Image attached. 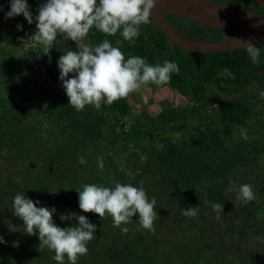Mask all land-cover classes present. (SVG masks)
Segmentation results:
<instances>
[{"label": "rangeland", "instance_id": "374dc122", "mask_svg": "<svg viewBox=\"0 0 264 264\" xmlns=\"http://www.w3.org/2000/svg\"><path fill=\"white\" fill-rule=\"evenodd\" d=\"M220 2L247 9V4L238 0ZM42 3L28 0L33 16ZM176 21L190 28L179 32L187 39L212 42L219 37V32L195 22ZM32 29L36 31L35 24ZM7 31L13 38L11 45L0 49V235L7 241L0 245V264H57L55 253L41 247L37 235L24 232L23 222L14 215L12 200L19 192L39 199L41 206H55L53 220L62 228L76 223L60 221L59 214L67 211L85 215L97 225L95 237L87 244L88 253L79 257L77 264H264V107L247 105L243 119L226 131L220 123L221 108L211 104L148 132L144 128L154 126L148 118L155 119L168 110L192 109L190 100L169 84H149L122 98L126 116L92 106L79 112L70 107V111L62 105L68 98L63 88L58 83L54 88L40 86L19 43ZM83 42L90 44L87 36ZM75 43L78 50L81 42ZM67 50L65 39L58 36L47 53L57 78V60ZM210 90L216 92L214 86ZM242 91L257 100L262 97V90L254 94L256 88ZM241 128L246 129L247 139ZM204 131L222 142V146L212 147L235 157L236 169L216 184L206 175L195 183L194 191H181L177 189L181 185L167 182L174 189L171 197L166 196L170 207L163 208L165 197L156 200L158 218L153 231L138 227L134 215L132 223L121 225L129 229L122 233L107 213L101 218L78 208L76 190H82L84 184L114 187L117 182L142 183L149 198L163 196L157 192L160 182L149 178L152 149H164L167 140L187 145ZM81 157L86 163H80ZM98 157L103 160V171L98 169ZM243 184L252 185L253 200L238 199ZM213 185L221 191L218 199L225 203L219 216L211 207L218 203L210 194ZM192 206L198 208L197 215H184ZM14 241L19 247H12Z\"/></svg>", "mask_w": 264, "mask_h": 264}, {"label": "clouds", "instance_id": "9594fccd", "mask_svg": "<svg viewBox=\"0 0 264 264\" xmlns=\"http://www.w3.org/2000/svg\"><path fill=\"white\" fill-rule=\"evenodd\" d=\"M159 0H43L33 16L28 0H9V10L4 13L5 19L23 16L27 24L35 22L36 31L28 41L35 45H44L45 54L60 36L73 42L80 41L79 49L67 50L59 56L57 68L58 80L61 82L68 104L76 111H83L86 106L101 109L102 103L111 105L114 101L127 97L130 93L140 90L143 86L168 85L173 74L180 73V67L174 60H163L161 63L149 64L142 56L125 58L119 47L105 39L93 46L84 43V38L90 30H96L115 36L117 32L130 44L140 35L141 26L150 22L152 11ZM4 6L0 5V12ZM264 26V20L253 25L255 28ZM17 31H23L24 25L17 23ZM121 41L117 40L119 45ZM246 54L253 65L260 63L261 50L251 39L243 41ZM224 74L233 76L230 69L225 68ZM73 74V75H69ZM264 97V91L261 92ZM241 135L247 139L246 129L241 128ZM80 163L86 161L80 158ZM97 166L103 171L104 164L97 158ZM66 190V189H65ZM68 190V189H67ZM235 190V189H233ZM78 208L83 213H94L103 218L107 213L112 217L113 226L119 227L122 233H127V227L132 223V217L137 216L138 227L153 231L154 221L158 218L156 198L147 195L144 187L131 183H115L107 187L98 183L84 184L77 189ZM238 199L245 202L255 198L252 185L243 184L238 189ZM39 199L33 200L24 192L17 193L12 200L13 213L24 226L28 235H37L40 246H46L55 255L57 264H77L79 257L88 253L87 244L97 230V225L90 222L85 215L75 211L59 214L60 221H76L74 226H58L53 220L57 214L55 206H41ZM211 207L219 216L223 212V204L213 203ZM198 208L188 207L184 215L196 216ZM138 214V215H137ZM35 229V231H34ZM7 241L0 235V245ZM12 247H19L14 241Z\"/></svg>", "mask_w": 264, "mask_h": 264}, {"label": "trees", "instance_id": "16d2710c", "mask_svg": "<svg viewBox=\"0 0 264 264\" xmlns=\"http://www.w3.org/2000/svg\"><path fill=\"white\" fill-rule=\"evenodd\" d=\"M243 3L245 4V2ZM253 6L258 9L257 5L253 4ZM17 17L33 34L32 26L27 24L23 16ZM167 17L174 20L182 19L172 15H167ZM189 29L180 26L177 31L182 34ZM223 35L225 33L219 32L217 40H220ZM87 38L93 46L105 39L109 40L113 46L119 47L124 55L126 54V59L129 56L138 55L146 58L149 64L161 63L165 59L174 60L178 63L180 73L178 75L173 74L169 85L183 97L190 100L192 109L185 112L168 110L155 119L148 118L147 120L154 126L152 128L146 127L144 131L152 132L151 129L163 128L179 117H185L192 112H199L202 108L211 104L218 105L221 108L220 123L224 125L226 131L239 123L240 119H243L244 115L247 114V105L249 108L259 105L264 107V97H259V100H257L242 91V88L245 87L256 88L258 91L254 94L259 93L261 90L264 91V43L257 45L261 50L260 63L253 65L245 49L214 54L182 51L171 45L151 20L148 24L141 26L140 35L135 38L134 44L124 40L120 32H117L115 36H108L95 28L90 30ZM117 40L121 41L119 45L116 44ZM65 45L70 50H77L76 43L71 40H65ZM36 49L51 80L61 86L56 77V70L49 64V57L43 53L45 48L42 45H36ZM225 68L230 69L233 76L225 75L223 72ZM220 71L223 72L222 76H219ZM213 86L216 92L210 90V87ZM251 99L254 101H251ZM62 105L71 111L70 107L72 106L68 104V98L63 101ZM101 108L116 116L122 117L128 114L122 98L114 101L111 105L102 103ZM139 131H141V128H139ZM206 132H199V135L190 139L187 145L176 144L172 140H167L164 149L160 151L156 148L152 149L151 158L153 160L148 162L152 163L150 167L153 168L148 173L152 172V175H149L151 180L161 184L160 191L157 190V192L163 193V196L156 195L154 197L157 201L165 197L163 198L165 199L163 208L169 209L170 199H166V196L171 197L174 191L173 187L167 182L181 185V187H177L181 191H194L195 183L203 177H207L206 175H209L210 180L216 184L221 179H227L230 171L236 169L235 157L226 151L222 152L212 147V144L222 146V142L214 139L212 135H208ZM153 163H157L158 166ZM210 188L212 201L216 199L218 203L224 205L223 199H218V194L221 191L215 188L214 185ZM137 234L138 237L142 238L140 231Z\"/></svg>", "mask_w": 264, "mask_h": 264}, {"label": "water", "instance_id": "95a60500", "mask_svg": "<svg viewBox=\"0 0 264 264\" xmlns=\"http://www.w3.org/2000/svg\"><path fill=\"white\" fill-rule=\"evenodd\" d=\"M159 0L150 20L168 42L188 53L214 54L245 49L243 41L251 39L256 46L264 43V26L253 27L264 20V13H254L214 0ZM264 11V0H252ZM172 15L201 24L211 30L227 34L217 41L205 42L187 39L178 34L166 16Z\"/></svg>", "mask_w": 264, "mask_h": 264}, {"label": "built area", "instance_id": "2783aa9c", "mask_svg": "<svg viewBox=\"0 0 264 264\" xmlns=\"http://www.w3.org/2000/svg\"><path fill=\"white\" fill-rule=\"evenodd\" d=\"M0 5L4 6V11L0 12V18L19 43L20 50L28 61V66L34 72L37 82L43 88L56 87L57 85L55 84V82H53V80H51L45 66L42 64V61L36 49V45L32 41H28L32 34L28 31V29L18 17L10 18L7 20L5 19L4 13L9 10V0H0ZM17 23L24 25L23 31H17Z\"/></svg>", "mask_w": 264, "mask_h": 264}, {"label": "flooded vegetation", "instance_id": "af4514ba", "mask_svg": "<svg viewBox=\"0 0 264 264\" xmlns=\"http://www.w3.org/2000/svg\"><path fill=\"white\" fill-rule=\"evenodd\" d=\"M214 1H218L220 2V0H214ZM230 1H235V0H230ZM238 2H245V4H247V9H249L250 11L254 12V13H264V11L258 6V9H256L254 6H253V1L252 0H238ZM256 5V4H255ZM167 20L168 22L170 23V25L175 29V31L179 34V32L177 31V29L180 27V25H177V21L174 20L173 18L171 17H167ZM227 34L223 35L226 36ZM222 37V38H223Z\"/></svg>", "mask_w": 264, "mask_h": 264}, {"label": "crops", "instance_id": "0c3cea01", "mask_svg": "<svg viewBox=\"0 0 264 264\" xmlns=\"http://www.w3.org/2000/svg\"><path fill=\"white\" fill-rule=\"evenodd\" d=\"M34 24L35 23H33L32 25ZM12 39H11L10 33L7 31L5 25L2 23V20H0V49L3 48L2 50H4V47L5 49H7V47L11 45Z\"/></svg>", "mask_w": 264, "mask_h": 264}, {"label": "bare ground", "instance_id": "6f19581e", "mask_svg": "<svg viewBox=\"0 0 264 264\" xmlns=\"http://www.w3.org/2000/svg\"><path fill=\"white\" fill-rule=\"evenodd\" d=\"M193 3H194V5L197 7V8H200V3L199 2H197L196 0H193Z\"/></svg>", "mask_w": 264, "mask_h": 264}]
</instances>
